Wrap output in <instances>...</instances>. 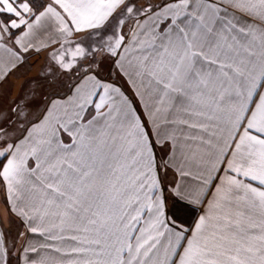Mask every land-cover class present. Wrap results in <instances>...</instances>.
<instances>
[{"label": "snow or ice", "instance_id": "1", "mask_svg": "<svg viewBox=\"0 0 264 264\" xmlns=\"http://www.w3.org/2000/svg\"><path fill=\"white\" fill-rule=\"evenodd\" d=\"M0 264H264V0H0Z\"/></svg>", "mask_w": 264, "mask_h": 264}]
</instances>
